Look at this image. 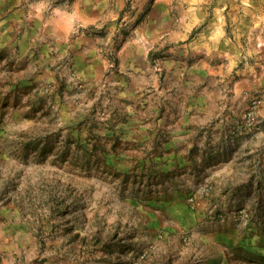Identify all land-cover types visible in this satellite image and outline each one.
<instances>
[{"label": "rangeland", "instance_id": "374dc122", "mask_svg": "<svg viewBox=\"0 0 264 264\" xmlns=\"http://www.w3.org/2000/svg\"><path fill=\"white\" fill-rule=\"evenodd\" d=\"M20 1L57 23L70 12L72 33L114 67L125 48L135 57L115 83L83 81L67 60L50 70L22 61L41 46L17 44L21 32L0 36V264H114L176 204L204 208L208 225L229 218L239 238L226 264H264V182L228 200L195 174L199 96L216 116L237 114L229 134L260 130L242 115L253 96L264 102V0H88L85 24L78 0ZM44 34L34 42L53 51ZM238 83L244 105L231 109Z\"/></svg>", "mask_w": 264, "mask_h": 264}, {"label": "crops", "instance_id": "0c3cea01", "mask_svg": "<svg viewBox=\"0 0 264 264\" xmlns=\"http://www.w3.org/2000/svg\"><path fill=\"white\" fill-rule=\"evenodd\" d=\"M87 1L77 2V11L81 14L77 15V19L82 24L87 22L86 16L82 17V8L88 6ZM21 2L0 0V36L1 43L7 44L10 32L14 37L21 32L22 38L16 39L17 44L27 41V47L41 46L30 49L28 56L22 58L30 67L56 69L62 60H67L83 81L115 83L114 77L124 76L127 67L133 64L135 53L129 57L128 49L125 48L117 56V65H110L93 46L87 44L86 35L72 33L75 21L70 12H59L62 22L58 24L51 19L46 20L39 11H21ZM14 6L17 9L12 11ZM40 31L55 40L52 42L55 47L53 51H50L48 44L34 42L39 38ZM261 73L255 84L261 85L264 91V68ZM202 77L203 82L213 78L205 70ZM243 88L244 84L238 83L233 90L236 95L226 98V104L231 109L243 107ZM198 100V111L195 113V174L200 173L205 181L213 184L214 197L229 200L255 189L260 192L257 184L264 182V102L258 112L260 130L249 132L245 129L231 135L228 132L237 114L230 118L227 113L216 116L210 109L206 110V105L211 103L208 98L199 96ZM205 214L204 208L177 204L162 209L152 222L136 231L133 240L130 239L117 253L114 252L117 255L114 264H226V247L233 237L239 238V233L231 227L233 225L229 223V218L214 225L203 223L201 219ZM139 252L144 253V259L136 258Z\"/></svg>", "mask_w": 264, "mask_h": 264}, {"label": "built area", "instance_id": "2783aa9c", "mask_svg": "<svg viewBox=\"0 0 264 264\" xmlns=\"http://www.w3.org/2000/svg\"><path fill=\"white\" fill-rule=\"evenodd\" d=\"M263 104V99L260 96H253L242 115L243 124L246 128L258 130L260 128V120L258 116V112L260 107ZM201 193H207L208 189L205 187H201L199 189Z\"/></svg>", "mask_w": 264, "mask_h": 264}]
</instances>
